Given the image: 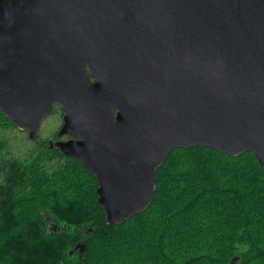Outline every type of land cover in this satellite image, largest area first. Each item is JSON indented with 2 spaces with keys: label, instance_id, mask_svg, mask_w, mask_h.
I'll use <instances>...</instances> for the list:
<instances>
[{
  "label": "water",
  "instance_id": "95a60500",
  "mask_svg": "<svg viewBox=\"0 0 264 264\" xmlns=\"http://www.w3.org/2000/svg\"><path fill=\"white\" fill-rule=\"evenodd\" d=\"M57 102L51 147L97 176L111 224L175 148L264 168V0H0V109L36 140Z\"/></svg>",
  "mask_w": 264,
  "mask_h": 264
},
{
  "label": "trees",
  "instance_id": "16d2710c",
  "mask_svg": "<svg viewBox=\"0 0 264 264\" xmlns=\"http://www.w3.org/2000/svg\"><path fill=\"white\" fill-rule=\"evenodd\" d=\"M17 127L0 109V128ZM29 138L20 157L0 138V264H264V168L253 152L173 149L146 210L111 224L97 176L52 138Z\"/></svg>",
  "mask_w": 264,
  "mask_h": 264
},
{
  "label": "rangeland",
  "instance_id": "374dc122",
  "mask_svg": "<svg viewBox=\"0 0 264 264\" xmlns=\"http://www.w3.org/2000/svg\"><path fill=\"white\" fill-rule=\"evenodd\" d=\"M63 108L65 107L61 103H55L53 113L45 117L42 121L39 135L43 138H52L49 140L50 143L51 141L55 143L63 139L59 136V131L64 124L65 111ZM57 130L58 137H54L52 134ZM0 138H7L9 144L7 149L10 155H17L19 157L24 156L28 147L34 145V141L29 138V131L18 127L13 129L0 128Z\"/></svg>",
  "mask_w": 264,
  "mask_h": 264
},
{
  "label": "flooded vegetation",
  "instance_id": "af4514ba",
  "mask_svg": "<svg viewBox=\"0 0 264 264\" xmlns=\"http://www.w3.org/2000/svg\"><path fill=\"white\" fill-rule=\"evenodd\" d=\"M89 74H90V78H91V80H92L93 82L98 81V78H96L94 75H92V73L90 72V70H89ZM59 138H60V137H59ZM61 138H63V139H69L70 136H68V135H63V136H61Z\"/></svg>",
  "mask_w": 264,
  "mask_h": 264
}]
</instances>
